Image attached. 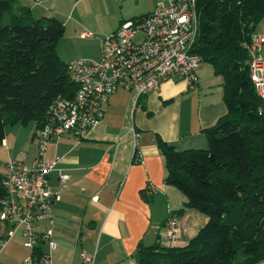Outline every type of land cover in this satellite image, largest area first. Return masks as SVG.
<instances>
[{"label":"crops","instance_id":"1","mask_svg":"<svg viewBox=\"0 0 264 264\" xmlns=\"http://www.w3.org/2000/svg\"><path fill=\"white\" fill-rule=\"evenodd\" d=\"M16 2L26 6L34 18L55 16L61 20L63 33L54 48L64 62L94 59L100 53L102 39L120 22L147 15L155 4V0ZM85 30L94 34L81 35ZM255 34L264 36V16ZM261 55L264 58V43ZM223 84L224 77L213 65L201 62L193 88L174 78L162 80L158 90L144 94L117 88L109 96L102 118L85 138L65 134L45 144L42 158L54 161L46 185L56 198L50 218L36 221L34 229L50 232L53 248L48 250L45 241L37 246L38 251L48 250L50 264H87L81 258L84 254L92 256L91 264H135L139 242L181 246L197 234L208 217L186 206V196L165 182V158L157 138L178 150L206 148L203 129L226 113ZM20 125L24 128L13 133L4 126L0 142L4 151L0 157L2 174L5 162L16 156L12 151L16 142L18 148L27 150L23 162L28 153V161L36 155L34 125L28 130L25 124ZM59 174L66 176L62 184ZM149 186L155 191L148 193ZM170 216H176L179 224L174 242L166 237ZM10 226L0 225V237ZM28 254L21 226H16L0 246V263L21 264Z\"/></svg>","mask_w":264,"mask_h":264},{"label":"trees","instance_id":"2","mask_svg":"<svg viewBox=\"0 0 264 264\" xmlns=\"http://www.w3.org/2000/svg\"><path fill=\"white\" fill-rule=\"evenodd\" d=\"M196 10L191 52L224 77L226 113L203 129L204 149L178 150L161 138L157 145L165 182L208 220L185 245L139 242L135 264L264 260V111L249 77L246 47L264 16V0H196ZM62 33L55 16L34 18L16 0H0V142L6 124L32 121L38 127L52 98L72 95L68 62L54 48Z\"/></svg>","mask_w":264,"mask_h":264},{"label":"built area","instance_id":"3","mask_svg":"<svg viewBox=\"0 0 264 264\" xmlns=\"http://www.w3.org/2000/svg\"><path fill=\"white\" fill-rule=\"evenodd\" d=\"M198 19L196 0H155L153 9L145 16L127 19L102 39L100 59L75 58L68 61L67 71L75 89L71 96L56 95L48 103L44 121L33 130L36 155L30 165L22 161L23 152L5 162L1 179L5 191L0 204V225L11 226L0 237V246L21 226L23 244L29 254L21 264H50L48 250L54 244L48 230L38 232L34 223L50 218L51 205L56 198L46 185V175L54 161H45L42 152L45 144L62 135L77 139L102 118L111 93L117 88L144 94L156 91L166 78L181 79L186 88L197 82L200 58L192 53L197 37ZM94 33L85 30L81 35ZM264 36L253 34L247 47V65L250 80L258 97L264 101V58L261 47ZM62 184L66 176L59 174ZM148 193L155 191L148 187ZM176 216L166 220V237L178 238ZM39 241H45L47 251H38ZM84 262L92 263V256L84 254Z\"/></svg>","mask_w":264,"mask_h":264},{"label":"rangeland","instance_id":"4","mask_svg":"<svg viewBox=\"0 0 264 264\" xmlns=\"http://www.w3.org/2000/svg\"><path fill=\"white\" fill-rule=\"evenodd\" d=\"M88 50H91V48L88 49ZM100 57H101V50H100V53H97V54L94 56V59H100ZM25 125H26V129L28 130L29 127H31L33 124H32V121H29V122L26 123ZM5 127H6V129H11V130H10V131H11L10 133H13L14 129L24 128V126H22V125H20V124H14V125L6 124ZM31 144H32V143H31ZM12 145H13V144H12ZM12 148H14V150H12V151H13V153H14L16 156L18 155V152H24V151L27 152V150L24 149L25 147H19V148H18V142H16L15 145H14ZM3 152H4V151L1 149V146H0V157H1V155L3 154ZM15 155H14V156H15ZM16 156L13 157V158H11V159L16 158ZM29 156H30V155H29V153H28L27 156L25 157L26 160L24 159V164H25V165H30V164L32 163V160H33V159L30 160V161H28V159H27Z\"/></svg>","mask_w":264,"mask_h":264},{"label":"water","instance_id":"5","mask_svg":"<svg viewBox=\"0 0 264 264\" xmlns=\"http://www.w3.org/2000/svg\"><path fill=\"white\" fill-rule=\"evenodd\" d=\"M255 264H264V260L259 261V262L255 263Z\"/></svg>","mask_w":264,"mask_h":264}]
</instances>
